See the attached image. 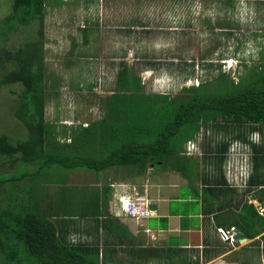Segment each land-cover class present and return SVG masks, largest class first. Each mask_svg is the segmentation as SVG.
<instances>
[{"label": "trees", "instance_id": "1", "mask_svg": "<svg viewBox=\"0 0 264 264\" xmlns=\"http://www.w3.org/2000/svg\"><path fill=\"white\" fill-rule=\"evenodd\" d=\"M48 1L63 0H14L12 15L0 25V36L39 21L42 37ZM7 61L15 69L5 68ZM43 61L42 40L27 42L16 53L0 54V87L23 86L15 115L29 137L14 142L0 135V169L7 162L36 168L6 174L0 170V264H101L99 245L84 240L82 222H76L102 216L110 236L120 232L106 214L111 186L105 195H98L88 184L74 186V177L108 178L113 171V179L123 180L147 175L151 168L200 176L196 160L183 156V151L187 143L196 145L201 129L211 131L216 142L206 160L217 161L225 182L254 190V200L264 208V63L238 81L220 72L198 86L185 85L176 94H147L142 76L122 62L114 96H98L103 117L59 131L46 119ZM220 134L225 135L223 141L216 140ZM234 163L242 168L239 176ZM52 189L55 197L50 198ZM74 208L81 213L74 214ZM242 208L247 214L240 215L236 226L254 239L264 232L257 229L264 217L253 203ZM179 264L199 262L181 258Z\"/></svg>", "mask_w": 264, "mask_h": 264}, {"label": "rangeland", "instance_id": "2", "mask_svg": "<svg viewBox=\"0 0 264 264\" xmlns=\"http://www.w3.org/2000/svg\"><path fill=\"white\" fill-rule=\"evenodd\" d=\"M13 3L14 0H0V25L12 15ZM43 26L42 37L39 21L29 26L18 25L7 36L1 34L0 54L16 53L27 42L43 41L46 119L59 131L103 117L104 108L100 107L98 96H114L122 62L134 66L142 76L147 94H176L185 85L198 86L220 72L238 81L264 63V0H63L58 4L48 1ZM5 68L15 69V65L7 61ZM22 90L21 84L0 87V135H8L12 141L29 138L15 115ZM224 137L220 134L216 140L223 141ZM213 138L211 131L201 129L196 145L187 143L189 152L184 145L183 156L198 161L208 158L211 148H215ZM232 167L239 176L240 165L234 163ZM25 169L28 167L22 163L7 162L0 170L6 174ZM35 169L30 166L28 170ZM110 172L108 178L74 177V186L88 184L90 191L96 190L98 195H105L107 186H111L108 197L112 202L119 186L132 183V187L139 188L148 177L147 174L118 180ZM151 172L152 168L148 173ZM53 189L50 198L55 197ZM240 189L249 203L263 208L254 200V190ZM118 205L121 207L119 199ZM74 209V214L81 213ZM152 260L150 264L170 263L158 257ZM200 264H206V260Z\"/></svg>", "mask_w": 264, "mask_h": 264}, {"label": "crops", "instance_id": "3", "mask_svg": "<svg viewBox=\"0 0 264 264\" xmlns=\"http://www.w3.org/2000/svg\"><path fill=\"white\" fill-rule=\"evenodd\" d=\"M196 162L197 169L203 164L200 176L188 178L172 169L155 171L148 173L139 188L128 183L114 191V201L107 197L106 214L120 232L110 236L102 216L82 222V237L99 245L101 264H150L157 257L170 262L167 264L174 258V262L181 258L198 259L199 264L203 259L206 264H264V232L249 239L244 229L236 226L240 215L247 214L242 208L248 203L242 190L225 182L224 173L216 169L217 161L204 158ZM208 187L214 189L209 191ZM232 189L238 193H232ZM138 192L149 204L147 218L127 216L117 206L122 196L131 197ZM263 210L258 208L264 217ZM235 228L246 241L231 243L220 232L232 234ZM263 228L264 221H258L257 229Z\"/></svg>", "mask_w": 264, "mask_h": 264}, {"label": "built area", "instance_id": "4", "mask_svg": "<svg viewBox=\"0 0 264 264\" xmlns=\"http://www.w3.org/2000/svg\"><path fill=\"white\" fill-rule=\"evenodd\" d=\"M231 178H233V174H230ZM146 198L143 195H140L137 193L131 200L125 197L120 198V205L122 210L125 214L128 216L134 217V218H147L149 217V210L148 206L149 204L146 202ZM224 238L226 240H232V243H234L236 234L233 232L232 234H228L224 231H220Z\"/></svg>", "mask_w": 264, "mask_h": 264}, {"label": "water", "instance_id": "5", "mask_svg": "<svg viewBox=\"0 0 264 264\" xmlns=\"http://www.w3.org/2000/svg\"><path fill=\"white\" fill-rule=\"evenodd\" d=\"M234 233H236L235 240L241 239L242 241H246L244 235L241 233V231L238 228L234 229Z\"/></svg>", "mask_w": 264, "mask_h": 264}, {"label": "clouds", "instance_id": "6", "mask_svg": "<svg viewBox=\"0 0 264 264\" xmlns=\"http://www.w3.org/2000/svg\"><path fill=\"white\" fill-rule=\"evenodd\" d=\"M123 197H125V196H123ZM132 197H133V196H132ZM126 198H128V199H129V198H130V196H128V197H126ZM121 209H122V208H121ZM233 232H234V231H233ZM235 234H236V233H235ZM235 237H236V236H235Z\"/></svg>", "mask_w": 264, "mask_h": 264}, {"label": "bare ground", "instance_id": "7", "mask_svg": "<svg viewBox=\"0 0 264 264\" xmlns=\"http://www.w3.org/2000/svg\"><path fill=\"white\" fill-rule=\"evenodd\" d=\"M264 211V210H263Z\"/></svg>", "mask_w": 264, "mask_h": 264}]
</instances>
